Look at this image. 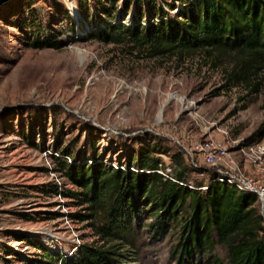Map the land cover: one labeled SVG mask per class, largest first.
Listing matches in <instances>:
<instances>
[{
    "label": "rangeland",
    "instance_id": "rangeland-1",
    "mask_svg": "<svg viewBox=\"0 0 264 264\" xmlns=\"http://www.w3.org/2000/svg\"><path fill=\"white\" fill-rule=\"evenodd\" d=\"M100 1L0 5V264L40 258V251L16 239L17 232L69 255L83 243H103L90 220L73 216L88 213L87 205L59 193L77 189L53 162L61 146L76 156L96 149L103 161L117 164L126 162L139 139L160 142L170 149L160 154L168 172L185 166L194 185L207 176L194 170L188 151L211 138L229 150L245 175L264 180V159L258 166L247 154L250 145H264V69L238 82L232 53L157 56L130 43L90 38L105 19ZM38 25L66 45L31 47L28 38ZM178 152L182 164L171 157ZM152 221L143 209L136 221L137 248H123L128 259L122 264H178L176 234L154 233L146 226ZM219 253L224 256L225 249Z\"/></svg>",
    "mask_w": 264,
    "mask_h": 264
},
{
    "label": "trees",
    "instance_id": "trees-1",
    "mask_svg": "<svg viewBox=\"0 0 264 264\" xmlns=\"http://www.w3.org/2000/svg\"><path fill=\"white\" fill-rule=\"evenodd\" d=\"M119 1L99 2L105 19L95 25L90 38L130 43L157 56L232 53L238 62L232 77L238 82L250 81L264 69V0H123L122 5ZM68 17L75 30L69 12ZM28 39L39 49L66 45L41 25ZM137 143L126 162L117 164L103 161L96 149L84 156H76L70 147L55 151L53 162L77 187L59 193L87 205L88 213L73 216L90 220L103 243H83L69 255L25 233H14L17 240L40 251V258L30 259V264H122L128 259L123 248H137L136 221L143 209L153 217L146 226L154 233L176 234L173 258L178 264H264V224L254 192L239 189L200 164L191 166L207 176L203 180L190 184L183 166L173 171L174 181L159 172L167 169L160 154L170 149L152 140ZM91 144L95 147L96 141L91 139ZM171 157L180 164L185 161L180 152ZM220 248L225 249L224 256Z\"/></svg>",
    "mask_w": 264,
    "mask_h": 264
},
{
    "label": "built area",
    "instance_id": "built-area-1",
    "mask_svg": "<svg viewBox=\"0 0 264 264\" xmlns=\"http://www.w3.org/2000/svg\"><path fill=\"white\" fill-rule=\"evenodd\" d=\"M188 153L191 165L198 167L197 159L200 158L209 167L217 168L219 173L223 174L228 181L237 185L239 189L254 192L257 195V207L264 224V180L245 175L237 165L235 158L229 155V150L219 146L211 138L197 143ZM247 154L253 158L256 165L260 166L264 159V145L258 143L250 145ZM222 166L226 170L222 169ZM159 172L165 177L177 181L174 173H169L168 169ZM202 188L205 189L206 187ZM58 264H61V262Z\"/></svg>",
    "mask_w": 264,
    "mask_h": 264
},
{
    "label": "water",
    "instance_id": "water-1",
    "mask_svg": "<svg viewBox=\"0 0 264 264\" xmlns=\"http://www.w3.org/2000/svg\"><path fill=\"white\" fill-rule=\"evenodd\" d=\"M6 1H8V0H0V5H2Z\"/></svg>",
    "mask_w": 264,
    "mask_h": 264
},
{
    "label": "bare ground",
    "instance_id": "bare-ground-1",
    "mask_svg": "<svg viewBox=\"0 0 264 264\" xmlns=\"http://www.w3.org/2000/svg\"><path fill=\"white\" fill-rule=\"evenodd\" d=\"M169 101V100H168ZM167 104V103H166ZM161 111V110H160ZM162 117V116H161Z\"/></svg>",
    "mask_w": 264,
    "mask_h": 264
}]
</instances>
